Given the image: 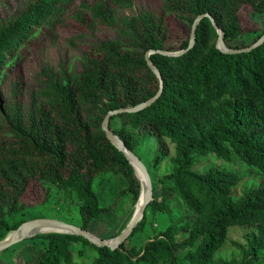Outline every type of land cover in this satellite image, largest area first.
I'll return each mask as SVG.
<instances>
[{
  "label": "trees",
  "instance_id": "obj_1",
  "mask_svg": "<svg viewBox=\"0 0 264 264\" xmlns=\"http://www.w3.org/2000/svg\"><path fill=\"white\" fill-rule=\"evenodd\" d=\"M74 1L36 0L0 24V240L36 218L20 204L34 181L73 193L79 227L88 231L92 224L119 227V219L110 213L113 208H101L93 189L99 175L118 177L129 215L140 183L128 160L106 139L101 122L107 112L131 108L156 94L158 79L144 57L151 51L148 58L163 83L160 95L138 112L111 116L108 127L138 158L136 149L145 139L153 137L164 156L170 154L169 142L172 167L157 181L160 197L152 182L153 201L127 239L143 227L147 208L171 216L168 200L174 198L186 213L171 220L152 240L129 249L126 240L110 249L73 234H37L33 237L43 240L45 247L31 246L28 260L16 258L13 264H87L80 260L82 251L79 259L73 258L71 246L77 243L94 249L89 264H256L264 260V183L233 197L231 191L240 181L237 172L192 169L193 154H213L227 163L235 157L249 172L264 177V42L249 51L221 52L211 21L203 17L188 48L192 23L203 14L222 31L227 48L252 46L264 30L242 29L238 11L247 5L262 15L264 0H164L160 9L124 20L121 33L128 41L83 46L80 73L68 65L39 72L41 87L32 90L26 109L23 62L45 37L54 36L56 23ZM133 2L98 0L92 6L80 2L79 11L70 15L93 33L98 27H115L117 10ZM169 16L188 29L178 42L169 41ZM185 49L177 56L155 53ZM234 226L253 230L246 245L232 243L241 261L216 257Z\"/></svg>",
  "mask_w": 264,
  "mask_h": 264
},
{
  "label": "rangeland",
  "instance_id": "obj_2",
  "mask_svg": "<svg viewBox=\"0 0 264 264\" xmlns=\"http://www.w3.org/2000/svg\"><path fill=\"white\" fill-rule=\"evenodd\" d=\"M33 1L36 0H0V24L20 14L22 10L26 9ZM97 1L98 0H75L70 6L69 12L62 15V17H60L62 20L56 23L54 36L50 35L45 37L46 39L39 48L26 56L22 69L20 70L25 85L24 104L26 109L30 104L32 90L41 87L36 76L39 72L45 69L57 71L59 65H68L73 72L80 73L82 70L81 55L83 46L96 41L104 42L114 39H118L122 42L128 41L126 36L121 33L124 20L140 16L149 9H160L164 0H134L131 7L117 10V25L115 27H98L91 33L89 32L90 30L87 31L80 21L78 22L72 18L70 14L79 11L78 5L80 2L92 6ZM238 16L242 29L247 31L254 29L257 32L264 30V14H256L249 6L243 5L238 11ZM167 21L169 24V33L172 32L169 41L178 42L182 37H186L188 29L184 24L173 16H169ZM7 94L9 95V89ZM167 146L170 149V154L164 156L161 154L162 149L160 145L151 137L145 139L136 149V153L147 169L153 184L157 186L155 188V194L159 197L160 191L157 181L163 175L168 174L172 167L170 155H172L173 146L169 142H167ZM162 152H164V150ZM193 158L194 165L192 169L197 173H204L212 168L237 172L240 176V181L231 191L233 197H239L249 188L258 187L264 183L263 176L249 172L248 168L235 157L232 158L230 163L215 157L213 154L207 156L193 154ZM123 188L124 186L118 177L99 175L95 178L93 189L99 206L101 208L111 206L113 208L110 212L112 217L114 219H119L117 220V225H119L117 229L111 226L92 224L88 231L95 238L110 240L112 238L107 237L109 234L120 233L130 221L136 204L131 207V211L126 217L128 200L126 196L123 194L120 195L119 193ZM168 202L171 216L163 213H155L147 208L143 227L126 239L124 242L126 248L129 249L131 247L142 246L144 243L152 240L160 231L165 229L171 223V220L174 221L178 217H183L185 215L186 210L182 208L176 199L170 198ZM20 204L27 206L29 211L33 213V217L59 220L77 227L81 225L78 215V201L75 195L71 192L57 189L49 184H40L38 181L31 182ZM141 219L142 217L139 219V223ZM252 231V229L247 227H230L227 232L225 243L216 252L215 256L227 260L235 259L241 261V253L232 243L238 242L243 246L246 245L247 234ZM10 233L12 232L7 233L3 239L9 236ZM46 233L47 232L37 234ZM29 238L31 239V237ZM176 238L178 240L180 239V237ZM31 246L37 250H41L45 247V242L34 237L31 240L27 238L20 242H16L8 249L0 251V264H13L16 258H22L26 262L30 257L29 249ZM71 251L75 260L79 259V252H84V257L82 256L83 259L80 260L87 264L91 262L96 254L92 247H83L80 243L73 244L71 246ZM180 254L182 255L183 253ZM256 264H264V260H260Z\"/></svg>",
  "mask_w": 264,
  "mask_h": 264
},
{
  "label": "water",
  "instance_id": "obj_3",
  "mask_svg": "<svg viewBox=\"0 0 264 264\" xmlns=\"http://www.w3.org/2000/svg\"><path fill=\"white\" fill-rule=\"evenodd\" d=\"M207 17L212 23L213 28L216 31L217 34V41H216V47L224 53H240L244 51H249L250 49L257 47L258 45L262 44L264 42V33L261 35V37L250 47L245 49H230L227 48L223 43V33L222 31L217 27V25L214 23L213 19L208 14L199 15L195 18V20L192 23V26L190 28L189 33V46L190 48L195 39V28L198 23V21L203 18ZM187 48V49H188ZM187 49L176 52V53H168L164 51H156L155 53H159L162 55L167 56H177L182 53H184ZM154 52H147L145 54V61L147 63V66L150 68V70L155 74L156 78L158 79V90L156 94L146 100L145 102H142L138 105H135L131 108H123V109H117L114 111H109L104 116L102 122H101V130L104 132L105 137L107 140L110 141V143L117 148L118 151H120L123 156L128 160L129 164L132 166V169L134 171L135 176L136 170L140 172V179L137 177L139 183H140V193L139 197L137 199L135 210L133 212L132 217L130 218V221L125 226V228L114 238L110 240H101L98 238H95L92 236L88 231L82 230L80 227L59 221L54 219H48V218H36L32 220H28L21 225L18 226L12 233H10L9 236H7L5 239L0 241V251L10 247L12 244L16 242H20L24 239H27L31 236H34L39 232V229L46 228L49 229L47 233H64V234H73L77 236H81L84 239H86L90 244L97 246V247H108L110 249H116L119 247L121 243H123L127 237L132 233L134 227L136 226L139 219L143 216L144 210L146 206L153 201V188H152V181L149 176V173L141 160L133 153L131 152L125 144L109 129L108 127V120L111 116L121 113H135L138 112L147 106H149L161 93L163 83L161 76L156 69V67L152 64V62L149 60V55ZM138 204V205H137Z\"/></svg>",
  "mask_w": 264,
  "mask_h": 264
},
{
  "label": "bare ground",
  "instance_id": "obj_4",
  "mask_svg": "<svg viewBox=\"0 0 264 264\" xmlns=\"http://www.w3.org/2000/svg\"><path fill=\"white\" fill-rule=\"evenodd\" d=\"M136 175L137 177L140 179V172L138 170H136ZM138 205V204H137ZM49 229H46V228H42V229H39V232L40 233H43V232H47Z\"/></svg>",
  "mask_w": 264,
  "mask_h": 264
}]
</instances>
